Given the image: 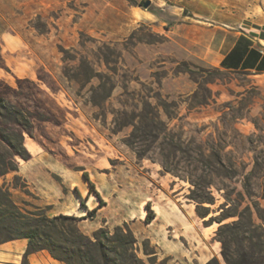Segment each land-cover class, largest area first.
<instances>
[{
	"label": "rangeland",
	"instance_id": "obj_1",
	"mask_svg": "<svg viewBox=\"0 0 264 264\" xmlns=\"http://www.w3.org/2000/svg\"><path fill=\"white\" fill-rule=\"evenodd\" d=\"M141 1L0 0V99L19 109L31 124L32 137L23 133V145L46 151L55 160L39 142L62 158L65 150L71 158L68 166L73 170L90 168L101 159L115 169L124 164L136 165L135 179L168 197L174 193L169 192L166 183L162 187L159 180L178 183V198L195 212L196 203L188 199L193 189L189 175L204 173L190 157L197 158L199 152L208 154V144L214 139L221 145V153L232 152L241 157L249 171L253 165L250 150L258 151L264 146L257 137L252 138V143L244 137L261 134L249 118L264 130V90L251 86V77L245 73H223L206 84L207 75L198 74L212 67L189 55L165 30L157 29L158 23L134 19L131 11L135 7L142 9L138 6ZM147 1L148 11L155 13L152 2ZM259 5L260 1L248 0L242 14L249 20V27L264 31V25H256L264 24V9ZM163 27L169 29L170 25ZM261 35L264 37V32ZM184 68L196 74L177 73ZM245 91L253 99L241 111L245 118L235 121L226 103H232L236 109ZM157 94L169 106L167 114L172 119L163 109L157 110L167 128L152 131L155 139L144 135L132 140V147L127 146L132 133L128 123L137 120L142 102L154 107ZM193 94H197L198 100L209 98L214 103L210 100L209 106L189 112ZM50 99L61 112L51 107ZM220 111L226 114L224 121H219ZM0 114L5 115L2 109ZM50 117H59L63 126L55 128ZM10 122L0 117V155L5 156L6 162L16 164L23 160L13 156L12 149L1 139L11 136L12 144H16L21 129ZM53 131L62 135L56 137ZM135 152L143 153L144 158H137ZM57 161L63 165V161ZM213 180L217 186L223 182L226 189L233 186L228 181L214 177ZM0 185L7 189L23 187L14 172L0 177ZM235 187L243 193L240 183ZM212 192L215 205H203L212 211L210 216L217 215L218 206L224 202L222 192L214 187ZM91 198L94 200L95 196ZM74 200L76 205L80 204L77 196ZM258 201L264 208V201ZM245 203L250 204L246 197ZM92 205L90 201L89 206ZM21 208L38 211L33 206ZM143 209L145 206H140L138 216ZM74 213V207L68 210V214ZM212 227L216 231L218 225ZM115 228L106 230L112 234ZM139 256L143 257L141 250ZM155 264L164 262L157 263L155 259Z\"/></svg>",
	"mask_w": 264,
	"mask_h": 264
},
{
	"label": "crops",
	"instance_id": "obj_2",
	"mask_svg": "<svg viewBox=\"0 0 264 264\" xmlns=\"http://www.w3.org/2000/svg\"><path fill=\"white\" fill-rule=\"evenodd\" d=\"M150 1L155 13L148 8L135 7L131 15L136 21L158 23L156 28L165 30L189 55L224 72L245 73L251 77V86L264 90V37L261 35L264 31L246 23L249 20L242 12L248 0ZM257 1L261 3V10L264 9V0ZM166 25H170L169 29L163 27ZM24 146L31 159L18 161L17 171H14L23 187L8 188L19 207L33 206L44 210L49 218L58 215L75 217L79 231L86 236L100 228L111 230L127 224L138 245L144 240L150 243L157 263L204 264L216 257L223 264L220 244L213 240L215 228L204 226L207 218H197L192 206L180 201L178 183L159 180L162 187L166 183L169 192L174 193L168 197L161 190L135 179L136 165L124 164L115 169L101 159L90 168L73 170L72 166L60 164L46 151L31 144ZM63 152L66 155L65 150ZM83 172L94 184L101 204L93 193H89L88 182H83ZM92 195L94 200H91ZM75 196L80 200L79 205L75 203ZM90 201L92 206H89ZM146 203L155 214L149 223L144 221L145 216L141 218L137 214L140 206ZM72 207L77 213L68 214ZM91 210H94L93 216L87 217ZM25 249V240L0 245V264H20ZM142 259L147 262L148 256L143 255ZM28 262L60 264L45 251L29 255Z\"/></svg>",
	"mask_w": 264,
	"mask_h": 264
},
{
	"label": "trees",
	"instance_id": "obj_3",
	"mask_svg": "<svg viewBox=\"0 0 264 264\" xmlns=\"http://www.w3.org/2000/svg\"><path fill=\"white\" fill-rule=\"evenodd\" d=\"M143 3L144 1L139 2L138 6H142ZM177 73L196 74L187 68L178 70ZM223 73L228 72L212 67L209 70L202 69L198 75L202 77L203 74H206L205 83L207 84L213 83L211 79H216V75ZM245 93L246 95H240L242 97L238 101L236 109L233 108L232 103H226L233 111L235 121L244 119L245 116L241 114V111L251 105L250 102L253 98L250 97L249 92L245 91ZM154 99L156 101L154 107L147 102H142L143 109L136 116L137 120L128 123L132 126V133L127 139V146L132 147V140L140 137L142 139L144 135L155 139L156 136L152 131H161L163 128H167L160 120L157 110L161 108L167 114L169 106L158 94ZM191 99L192 102L187 108L189 112L209 106V102L212 100L209 98L204 101L198 100L197 94H193ZM212 102L214 103L213 100ZM50 104L56 112H61L51 99ZM0 109L5 113V115L0 114V117L11 121L10 123L21 129V132L16 135V144H12L11 136H2V142L12 149L13 156L28 161L31 159V155L24 148L23 133L32 137L31 124L19 109L4 99H0ZM220 112L219 121H224L226 114L223 111ZM167 117L172 119L168 114ZM58 119L59 117H50L55 128L63 126ZM249 121L261 134L258 136L252 134L244 138L252 143V138L257 137L259 143L264 146V130L258 126L256 120L249 118ZM138 133H140L139 136H136ZM53 134L56 137L62 135L57 131H53ZM39 144L57 160L69 165L70 157L63 155L62 158L51 147L40 142ZM171 144L172 141L167 143V145ZM208 147V154L199 152L197 158L188 156L204 173L203 176L189 175L193 189L190 190L188 199L196 203V215L200 219L207 218L203 222L206 227L213 224L218 225L213 240L220 244V257L223 264H264V208H261L258 201L259 199L264 201V149L250 150L253 153V165L249 171H246V165L241 157H237L232 152H220L221 145L218 141L211 139ZM135 154L137 158H144V154L141 152H135ZM14 171H17V165L14 162H6L5 156L0 155V177ZM82 175L89 184V193H93L101 204V197L96 192L88 174L83 172ZM213 177L228 181L233 185L232 188H224L221 181L217 186ZM236 183L241 184L243 193L237 191ZM212 187L218 193L222 192L224 202L218 206V214L210 216L212 211L209 207L216 203ZM75 191L77 192V190ZM245 197L250 201V204L245 203ZM243 203L245 205L242 207ZM204 204L209 207H203ZM81 206H83L82 203ZM145 209L147 213L144 221L149 223L155 214L150 210L149 203H146ZM93 214L94 210H91L87 212L86 216L92 217ZM214 214H216L215 211ZM76 220L77 218L66 215L49 218L43 210L26 211L14 203L7 187L0 185V245L11 241L25 240L26 249L22 255L21 264H29V255L42 251H46L52 259L61 264H147L139 256L140 250L143 255L148 256L149 264H155L153 247L147 240H144L140 249L133 232L126 224L117 226L112 234L108 230L100 228L94 231L91 236H86L79 231ZM204 264L221 263L216 257H213Z\"/></svg>",
	"mask_w": 264,
	"mask_h": 264
},
{
	"label": "water",
	"instance_id": "obj_4",
	"mask_svg": "<svg viewBox=\"0 0 264 264\" xmlns=\"http://www.w3.org/2000/svg\"><path fill=\"white\" fill-rule=\"evenodd\" d=\"M149 5H150V2L149 1H145L143 3V5H142V8L147 9L149 7Z\"/></svg>",
	"mask_w": 264,
	"mask_h": 264
},
{
	"label": "bare ground",
	"instance_id": "obj_5",
	"mask_svg": "<svg viewBox=\"0 0 264 264\" xmlns=\"http://www.w3.org/2000/svg\"><path fill=\"white\" fill-rule=\"evenodd\" d=\"M79 203H80V200H79ZM146 210L145 209H143V211H142V214H141V218H143L144 216H146Z\"/></svg>",
	"mask_w": 264,
	"mask_h": 264
}]
</instances>
